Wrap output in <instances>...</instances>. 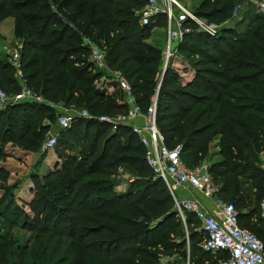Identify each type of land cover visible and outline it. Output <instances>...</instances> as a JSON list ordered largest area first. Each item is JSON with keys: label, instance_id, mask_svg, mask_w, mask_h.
I'll use <instances>...</instances> for the list:
<instances>
[{"label": "trees", "instance_id": "obj_1", "mask_svg": "<svg viewBox=\"0 0 264 264\" xmlns=\"http://www.w3.org/2000/svg\"><path fill=\"white\" fill-rule=\"evenodd\" d=\"M243 10L237 26L212 37L188 20L177 54L194 72L187 85L172 63L164 68L163 49L147 42L166 15L144 26L138 12L147 0H0V25L16 21L22 41L25 85L54 105L75 104L94 116L127 114L96 82L104 72L91 62L86 40L106 50L108 67L121 71L136 103L148 112L157 97V126L165 144L182 147V159L194 167L212 159L210 173L219 197L235 204L240 226L264 241L261 202L264 174V0ZM242 0H202L193 13L223 24ZM165 70V75L164 74ZM9 57L0 56V89L20 91ZM58 109L47 104L16 103L0 111V163L9 144L42 153L55 129ZM220 160H213V149ZM60 162L44 176L32 174L31 215L16 201L19 184L8 186L0 166V264H162L179 254L191 264H219L221 253L206 252L205 235L189 233V245L173 198L154 175L139 136L130 126L78 118L57 134ZM190 160V164L186 160ZM198 163V164H197ZM132 177L117 191L120 169ZM187 224L199 226L193 214ZM20 230L28 238L12 236Z\"/></svg>", "mask_w": 264, "mask_h": 264}, {"label": "built area", "instance_id": "obj_2", "mask_svg": "<svg viewBox=\"0 0 264 264\" xmlns=\"http://www.w3.org/2000/svg\"><path fill=\"white\" fill-rule=\"evenodd\" d=\"M175 7L179 11L177 14L174 12ZM137 14L144 26L149 25L158 15H166L167 43L164 52L166 59L164 68H167L178 56L177 47L183 41L184 35L191 32V28L187 26L188 20L194 22L200 32L212 37L218 36L224 27L234 24L233 19L223 24L208 22L186 9L178 0H147L146 6ZM86 44L91 48V62L94 67L110 76L124 93L129 106L127 114H120L116 117H98L90 114L87 109L78 108L75 104L64 107L63 104L54 105L48 102L25 85L21 70V55L18 52L13 54L10 63L17 72L21 89L18 94L11 96L0 89V111L9 105L23 102L47 104L57 108L56 127L48 134L42 151L54 149L58 132L70 129L78 118L108 123L113 126L114 130L119 126H130L147 150L146 159L154 175L164 181L173 198L174 211L186 230L188 245L187 216L193 214L199 223V232L205 235L203 249L212 254L222 252L225 255L219 264H264V241L252 231L240 226V212L235 204L227 203L219 197L220 189L213 181L210 173L211 165L204 162L191 167L182 159L181 146L174 149L166 146L164 137L157 126V97L153 100L148 112L144 113L136 103L130 82L121 75L120 71L109 69L106 50L90 40H86ZM100 89H102L101 86ZM260 169L264 174V154L261 158ZM181 188H193L202 192L215 201L216 208L214 211H209L198 199H180L177 191ZM261 211L264 221V199L261 202ZM161 263L191 264L189 258L185 260L178 254L162 256Z\"/></svg>", "mask_w": 264, "mask_h": 264}, {"label": "rangeland", "instance_id": "obj_3", "mask_svg": "<svg viewBox=\"0 0 264 264\" xmlns=\"http://www.w3.org/2000/svg\"><path fill=\"white\" fill-rule=\"evenodd\" d=\"M183 6H185L186 9L193 12L195 11L202 0H178ZM259 2L257 0H242V3H238L234 9L233 17L237 15L234 19V25L233 23L230 26H237L239 22H241V19L243 17V10H249L251 6H258ZM174 12L177 14L179 11L175 7ZM16 21L12 17L5 18L4 21H2V24L0 25V56L2 57H9V61L12 58L13 54L15 52H18L21 55V49H22V41L18 38L16 34ZM199 30V29H198ZM148 44L156 45L160 48H162L163 51V59H164V67L166 63V59L164 57V52L166 49V43H167V29L157 27L151 36V39L147 42ZM177 55V54H176ZM174 59V58H173ZM91 60V57H90ZM182 61L181 59H177V61ZM172 61V60H171ZM173 64V62H172ZM109 69H111L109 67ZM97 70V69H96ZM112 71H119V70H113ZM121 72V71H120ZM122 73V72H121ZM120 73V74H121ZM105 74V73H104ZM17 75V73H16ZM125 77V75L122 73ZM108 75L102 76V78L107 81ZM101 78V79H102ZM126 78V77H125ZM100 79V80H101ZM127 79V78H126ZM99 80V81H100ZM128 80V79H127ZM98 82H96L97 85ZM125 115V114H123ZM48 137V136H47ZM47 140V138H46ZM173 149V147H171ZM27 152V154H26ZM4 153L7 155V158L0 163V166L6 170V173L9 175V179L13 180L12 183H9L8 186H12L15 184H19V187L17 190H14L16 201L18 204L24 208V210L31 215V211L29 207L26 206V203L24 200L29 201L30 197L29 194L31 191L28 189L29 183L28 181L31 180L32 174L39 172L40 176L46 175L45 173L52 168H54L55 164H58L56 162L59 161L58 155L56 154L55 148L51 150L46 151V163L44 166L41 165L42 163V153L27 150L25 151L20 147L19 144H9L6 146ZM26 155H29V158L26 157ZM262 155H258L257 158V165L260 167ZM186 162L190 164V160L185 159ZM45 161V160H44ZM212 159H204L201 162H198L199 164H202L204 162L211 164ZM197 163V164H198ZM198 164V165H199ZM130 174L128 171H126L124 168L120 169L119 171V177L117 180V191L118 192H124L128 188V184L130 183ZM132 179V178H131ZM32 182V181H31ZM1 183V182H0ZM33 184V183H32ZM218 188H220V185L218 183L215 184ZM34 186V184H33ZM19 190V196L17 197V191ZM34 192V189L32 193ZM4 191L0 190V198L3 197ZM34 197V194H33ZM24 199V200H23ZM33 200V199H32ZM29 205V204H27ZM32 216V215H31ZM200 230V226H189L188 233H192L194 231ZM186 232V230H185ZM26 233L20 230H16L13 232L12 236L18 239H21L22 236H25V238H28L30 235H25ZM179 255V254H178ZM180 256V255H179ZM183 258L182 256H180Z\"/></svg>", "mask_w": 264, "mask_h": 264}, {"label": "crops", "instance_id": "obj_4", "mask_svg": "<svg viewBox=\"0 0 264 264\" xmlns=\"http://www.w3.org/2000/svg\"><path fill=\"white\" fill-rule=\"evenodd\" d=\"M234 25V24H233ZM235 27V26H234ZM177 59H181L182 61H177ZM172 67L178 71L179 75H180V80L181 82L184 84V85H187L189 84L193 79H194V72L188 67V65L184 62L182 56L178 55L174 61H173V64H172ZM97 88H100L101 86V90H105L106 94L108 96H111L113 97L119 104H122V105H125L128 110H129V106L127 105V101H126V98L124 96V93L122 92V90L119 88L118 84L113 81V79L108 76L107 77V81L106 80H98L97 81ZM104 83V84H103ZM27 154V152H26ZM26 157L29 158V155H26ZM47 158V157H46ZM221 158H220V155H219V149L216 147L213 149V160L214 161H219ZM44 164L46 163V159L45 161H43ZM60 160L56 163H59ZM44 164L42 163L41 165L44 166ZM56 165H54V168H52L51 170L47 171L45 174H48L49 172L53 171L55 168H56ZM44 170H45V166H44ZM132 177L130 176V181H132L131 179ZM32 180H29L28 183H29V190L31 191V193L29 194V197H30V200L28 201L27 199L24 200L25 203H26V206L28 207L27 204H30V202L32 201L33 199V189H34V186H33V182H31ZM13 180L9 179V183H12ZM19 190L17 191V197L19 196ZM178 193V197L180 199H198L202 202V204L209 210V211H214V209L216 208V204H215V201L214 200H211L210 198H208L205 194H203L202 192L198 191V190H195L193 188H181L177 191Z\"/></svg>", "mask_w": 264, "mask_h": 264}, {"label": "water", "instance_id": "obj_5", "mask_svg": "<svg viewBox=\"0 0 264 264\" xmlns=\"http://www.w3.org/2000/svg\"><path fill=\"white\" fill-rule=\"evenodd\" d=\"M165 70H166V68H165ZM165 70H164V74H163V76L165 75Z\"/></svg>", "mask_w": 264, "mask_h": 264}]
</instances>
